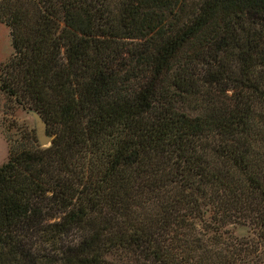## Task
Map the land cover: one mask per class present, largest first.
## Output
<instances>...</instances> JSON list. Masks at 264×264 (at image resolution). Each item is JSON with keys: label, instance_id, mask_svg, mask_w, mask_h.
I'll return each mask as SVG.
<instances>
[{"label": "trees", "instance_id": "obj_1", "mask_svg": "<svg viewBox=\"0 0 264 264\" xmlns=\"http://www.w3.org/2000/svg\"><path fill=\"white\" fill-rule=\"evenodd\" d=\"M0 264H264V0H0Z\"/></svg>", "mask_w": 264, "mask_h": 264}, {"label": "rangeland", "instance_id": "obj_2", "mask_svg": "<svg viewBox=\"0 0 264 264\" xmlns=\"http://www.w3.org/2000/svg\"><path fill=\"white\" fill-rule=\"evenodd\" d=\"M11 53L9 28L0 23V73ZM30 112L22 102L14 99L10 101L0 92V166L8 157V140H19L27 144L32 136L36 139L35 123Z\"/></svg>", "mask_w": 264, "mask_h": 264}, {"label": "water", "instance_id": "obj_3", "mask_svg": "<svg viewBox=\"0 0 264 264\" xmlns=\"http://www.w3.org/2000/svg\"><path fill=\"white\" fill-rule=\"evenodd\" d=\"M35 123V136L40 147L44 148L50 144L51 137L47 133L46 122L36 112H30Z\"/></svg>", "mask_w": 264, "mask_h": 264}]
</instances>
